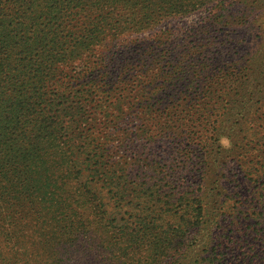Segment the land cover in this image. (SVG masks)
<instances>
[{"label":"rangeland","instance_id":"1","mask_svg":"<svg viewBox=\"0 0 264 264\" xmlns=\"http://www.w3.org/2000/svg\"><path fill=\"white\" fill-rule=\"evenodd\" d=\"M76 4L19 0L1 19L43 41L30 53L39 60L30 73L35 114L112 210L108 223L116 217L121 229L130 220L137 229L128 225L129 238L143 241L172 224L162 264L169 256L170 264H209L215 230L228 264H264V0ZM92 124L119 144L120 200L87 170ZM142 219L151 231L138 232ZM175 227L185 238L173 236ZM174 239L185 244L176 256ZM143 243L128 261L141 255L146 264ZM110 261L107 253L100 264Z\"/></svg>","mask_w":264,"mask_h":264},{"label":"trees","instance_id":"2","mask_svg":"<svg viewBox=\"0 0 264 264\" xmlns=\"http://www.w3.org/2000/svg\"><path fill=\"white\" fill-rule=\"evenodd\" d=\"M16 1L19 0H0V97L9 102L0 105V264H100L105 261L107 253L111 260L109 264H127L129 254L139 253L130 247L142 242L148 247V252L151 251L146 264H162L168 251L164 233H168L167 229L172 224L166 223L167 228L163 231L153 229L156 231L153 233L150 230L152 222L142 219L138 232L151 231L143 241L129 238L128 225L137 229L130 220L126 221L124 228L120 226L121 229L112 222L116 217L108 223L112 210L105 208L100 196L81 180L83 168H78L65 156L60 148V139L50 130L51 124L36 116L32 97L36 94L37 85L30 78V73L39 60L30 58V53L34 49L38 51L43 41L39 38L33 42L27 40L24 28L8 30L1 17L9 15L6 10L12 9ZM66 1H76L77 6L84 8L79 3L86 0ZM110 1L99 0V3L106 6ZM133 1L137 3L138 0ZM44 15L42 12L41 18ZM13 39L17 42L13 43ZM33 43L37 46L34 47ZM86 115L83 117L88 122ZM36 117L38 120L34 122ZM78 119H81L80 111L73 121ZM90 130L93 132L88 136L89 145H83L84 152L88 154L85 163L90 162L88 165L92 167L87 169L89 175L92 178L99 176V181L109 185L110 191L116 194L113 198L120 200L114 186L123 175L118 174L120 170H117L118 162L114 158L116 152H112L113 147H119V144L113 146L110 137L107 140L106 133L95 124ZM198 205L200 216L203 214L202 203ZM202 218L200 216L196 225H201ZM176 228L172 229L173 236L185 238V232L175 234ZM216 232L209 235L213 253L205 261L228 264L219 240L221 235ZM104 245L111 251H102ZM183 246L184 241L178 243L175 240V256ZM140 256L137 259L131 257L128 263L142 264ZM172 257H168L169 264ZM81 260L86 263H81Z\"/></svg>","mask_w":264,"mask_h":264}]
</instances>
